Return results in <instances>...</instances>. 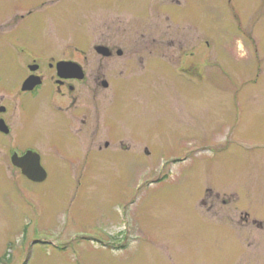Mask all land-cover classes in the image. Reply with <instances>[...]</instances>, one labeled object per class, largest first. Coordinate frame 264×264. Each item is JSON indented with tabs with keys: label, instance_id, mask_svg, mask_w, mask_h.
<instances>
[{
	"label": "rangeland",
	"instance_id": "374dc122",
	"mask_svg": "<svg viewBox=\"0 0 264 264\" xmlns=\"http://www.w3.org/2000/svg\"><path fill=\"white\" fill-rule=\"evenodd\" d=\"M177 2L0 0V73L18 53L78 43L93 57L108 38L132 55L113 76L125 143L91 145L112 159L81 175L49 158L35 183L0 154V264H264L246 241L262 225L225 223L264 218V0ZM116 101L99 104L102 121ZM42 111L43 133L13 141L47 156Z\"/></svg>",
	"mask_w": 264,
	"mask_h": 264
},
{
	"label": "flooded vegetation",
	"instance_id": "af4514ba",
	"mask_svg": "<svg viewBox=\"0 0 264 264\" xmlns=\"http://www.w3.org/2000/svg\"><path fill=\"white\" fill-rule=\"evenodd\" d=\"M176 1L181 3V0ZM119 39L108 38L96 42V54L93 57L91 46L83 47L78 43L69 45L71 50L59 56L43 57L37 50H29L28 55L18 53L11 62L13 71L0 73V83L6 80L1 84L4 93L0 95V114H4L0 119H4L6 124L4 129L0 128V141H3L0 143V154L4 156L9 153L13 166L4 168L7 172L11 170L25 177L23 170L14 164L13 155L23 157L28 151L40 155L41 165L48 176L49 170H52V165L47 163L49 158H53L55 163L60 160L72 161L71 164L58 168L55 166L54 169L81 175L92 170L93 161L112 159L106 152L92 155L91 145L99 144L103 140L104 148L99 146L98 149L102 152L104 149L108 150L113 143H125L122 129L123 109L120 107L123 91L117 85L113 87V76L122 75L123 59H131L132 55H128L129 51L124 49L123 41ZM99 47H105V52H99ZM61 62H66L69 66L60 67ZM1 74L7 77L1 78ZM30 76L39 78L40 83L31 90H23L24 82ZM110 91L117 100L116 105L113 104L114 107L105 111L108 113L102 121L99 104L107 99ZM44 106L54 112V135L50 142V154L47 156L36 143L21 146L13 141L19 133L29 134L27 136L31 138L43 133L41 113ZM1 108L4 110L1 111ZM120 147L123 148L122 145ZM223 202L226 203V200ZM225 223L244 226L259 224L264 230V218L251 220L249 215ZM256 239L260 241L257 243L260 245L257 249L260 250L256 254L264 256V236L260 239L248 236V247H254Z\"/></svg>",
	"mask_w": 264,
	"mask_h": 264
},
{
	"label": "water",
	"instance_id": "95a60500",
	"mask_svg": "<svg viewBox=\"0 0 264 264\" xmlns=\"http://www.w3.org/2000/svg\"><path fill=\"white\" fill-rule=\"evenodd\" d=\"M99 52H105V47H99ZM77 65V64H74ZM73 65V67H74ZM61 67H68L69 64L66 62H61L59 64ZM39 78H36V76H30L23 85V90H31L33 89L37 84L40 83L38 80ZM4 108H1V111H3ZM6 127L5 121L3 119L0 120V128L4 129ZM13 162L15 165L20 167L24 174L31 179L34 182H43L47 179V172L44 169V167L41 165L40 162V155L38 153L29 151L25 156L19 157L17 154L13 156Z\"/></svg>",
	"mask_w": 264,
	"mask_h": 264
}]
</instances>
